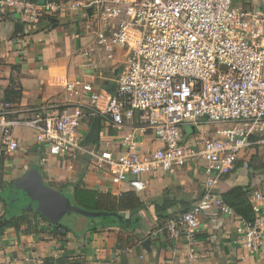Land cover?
Listing matches in <instances>:
<instances>
[{
  "label": "built area",
  "instance_id": "built-area-1",
  "mask_svg": "<svg viewBox=\"0 0 264 264\" xmlns=\"http://www.w3.org/2000/svg\"><path fill=\"white\" fill-rule=\"evenodd\" d=\"M237 1L88 0L82 11L86 26L94 29L95 45L82 52L121 54L113 92L90 82H67L68 102L51 110L39 108L32 117L19 116L3 100L1 143L13 151L19 146L13 129L31 128L42 145L43 161L45 154L83 157L112 183H126L136 192L146 187L144 176L201 161L204 191L165 225L173 237L183 233L193 243L199 215L207 208L236 217L215 186L245 150L264 145V0L262 5ZM64 8L62 0H0V11L16 12L26 24ZM83 94L85 102L80 101ZM96 115L107 127L133 122L132 133L120 142L124 151L110 149L108 140L103 141L105 147L80 144L89 128L86 118ZM212 123L227 126L194 145L183 142L185 125ZM148 133L160 144L138 152L136 135ZM263 198L260 191H251L254 219L246 222L238 217L237 241L249 252L264 253V209L259 203ZM185 264H198L194 246L186 250Z\"/></svg>",
  "mask_w": 264,
  "mask_h": 264
},
{
  "label": "crops",
  "instance_id": "crops-1",
  "mask_svg": "<svg viewBox=\"0 0 264 264\" xmlns=\"http://www.w3.org/2000/svg\"><path fill=\"white\" fill-rule=\"evenodd\" d=\"M83 1L62 0L65 5L63 12L39 17L28 24L22 23L14 11H0V103L4 100L5 91L9 90L8 100L19 116L32 117L44 106L51 110L66 104L70 98L65 91L67 82H90L97 89H106L105 85L112 83L113 91L112 79L122 65L121 54L116 52L109 57L96 49L84 55L82 51L95 45L92 41L93 28L87 30L86 36L81 35V32H74L70 36L71 29L77 30L71 18L82 11L78 6ZM236 3L263 4L262 0H239ZM17 24V32H14ZM99 60L100 66L112 74L111 77H104L103 85L100 86L96 84L97 72L94 69L98 68L96 64ZM16 93H20V97H16ZM86 100L87 97L83 94L80 101ZM85 122L89 127L91 120L86 118ZM132 124L133 122L128 121L124 126L113 128L101 123L100 145L105 147L103 141L108 140L110 149L124 151L120 142L124 136L132 133ZM216 126L218 125H185L183 142L194 145L201 137L209 136L211 131L218 128ZM13 136L19 146L8 151L1 143L0 135V155L5 157L3 185L0 187L3 188L0 191V215L9 203L5 202L4 193L29 169L37 167L45 181L55 189L66 185L62 191L65 195L70 197L73 189L71 185L79 181L82 188L115 197L113 203L117 213L130 216L132 222L139 219V222L133 231L116 226L89 231L102 225L94 217L77 230L69 228L67 223H61L69 231L61 229V234H58L54 232L53 225L26 211L23 214L28 233L22 234L9 228L0 236V264H44V258L50 256L65 257L72 261L71 264H185V252L189 246L195 247L198 264H264L263 252H249L238 243L237 215L229 217L222 215L214 207L207 208L199 215V228L193 243H189L183 233L173 237L165 229L167 220L188 210L204 191L205 174L201 161L189 162L168 173L159 171L144 176L146 187L141 192H136L126 183H112L94 163L85 162L83 157L45 154L47 160L43 161L42 145L34 139L31 128L15 127ZM136 142L137 151L141 153L160 144L149 133L136 135ZM253 152L254 146L245 150L239 158L244 160L241 164L246 166V161ZM254 166L259 169L256 167L257 170L252 171V174L245 173L244 178L241 168L238 174H233L237 178L228 176L223 179L221 175L215 192L220 194L225 187L250 184L254 187L252 191L258 190L264 196V161H259ZM126 192H134L141 203V207L134 206L131 209V215L130 208H120L122 204L119 203V193L124 195ZM259 203L264 209V198ZM155 207H158L157 211ZM98 208L105 207L101 205ZM160 220L164 222L162 225L159 224Z\"/></svg>",
  "mask_w": 264,
  "mask_h": 264
},
{
  "label": "trees",
  "instance_id": "trees-1",
  "mask_svg": "<svg viewBox=\"0 0 264 264\" xmlns=\"http://www.w3.org/2000/svg\"><path fill=\"white\" fill-rule=\"evenodd\" d=\"M39 2H43L45 0H36ZM264 9V8H263ZM105 88L109 92L112 91V83H108V85H105ZM8 94L9 90L5 91V97L4 101L10 102L8 100ZM16 97H20V93L14 94ZM100 117V116H99ZM4 155H0V187L3 185V171H4ZM241 165V161L238 162V166ZM37 168V167H35ZM38 169V168H37ZM39 170V169H38ZM40 171V170H39ZM41 172V171H40ZM231 172H234V169L232 166L230 167V170L228 173L222 175L223 179L228 178ZM43 177V175H42ZM43 180L45 181L44 177ZM46 182V181H45ZM46 184L51 187L52 185L49 182H46ZM66 187V185H64ZM64 186L60 189H56L57 191L61 192L63 191ZM73 187L72 189V195L70 196V203L72 205L78 206L80 208H84L87 210H91L93 208H97L99 206H104L105 208L103 209L104 211L107 212H117L115 209V204L114 198L112 195H107L104 196L102 193L96 191V190H90V189H85L80 186L79 181L75 182L74 184L71 185ZM55 189V188H54ZM252 191V186L250 184L247 185H234L230 187H225L223 190L220 192V196L222 200L233 210V212L239 216L241 219H243L246 222H252L254 219V214L252 211L251 203L249 200V194ZM112 196V197H111ZM119 203L120 208L122 207L124 210H129L130 208V215L133 214L131 212V209L136 206V207H141V203L139 202V198L136 196L134 192H126V194L123 195L121 193L120 198H119ZM101 209V208H100ZM155 210H158V207H155ZM32 212L34 215H38L42 220L45 222L53 225L54 227V232H57L58 234H61V229H65L66 231H69V229L65 226H63L60 223V220L58 222H51L47 220L43 215H41L39 212L34 211V210H27ZM100 211V210H98ZM26 212V211H24ZM24 212L18 214V215H7V209L0 215V236L4 234L6 229L12 228L15 230L20 231L22 234L28 233V228L26 225V219L24 216ZM68 213H73V212H68ZM122 217L119 219L118 217L115 216H101V217H96L95 219L99 220L100 225L99 227H93L89 229V231H96L99 230V228H106L110 226H116L117 228H123V229H130V231H133L135 228H137L139 219H136L135 222H132L129 217H125L124 214L121 212H118ZM67 214V213H66ZM168 221V220H167ZM166 221V222H167ZM165 222V223H166ZM164 222L159 221V224H163ZM131 225V228H129ZM44 264H71L72 261L65 257H59V258H54L52 256L46 257L43 260Z\"/></svg>",
  "mask_w": 264,
  "mask_h": 264
},
{
  "label": "water",
  "instance_id": "water-1",
  "mask_svg": "<svg viewBox=\"0 0 264 264\" xmlns=\"http://www.w3.org/2000/svg\"><path fill=\"white\" fill-rule=\"evenodd\" d=\"M87 14H90L91 7L87 8ZM18 24L15 25L14 32H17ZM120 69L114 73H117ZM101 119L94 116L91 119L89 128L80 141L81 145L93 144L96 148L100 145ZM15 188L16 202L18 213L13 212L11 215H18L27 210H34L43 215L51 222H58L60 218L68 212L84 215L86 217L115 216L121 219L117 212L91 211L70 203V197L49 187L43 180L41 172L32 167L23 176L19 177L13 184ZM147 243L146 241L144 242ZM144 244V245H145Z\"/></svg>",
  "mask_w": 264,
  "mask_h": 264
},
{
  "label": "rangeland",
  "instance_id": "rangeland-1",
  "mask_svg": "<svg viewBox=\"0 0 264 264\" xmlns=\"http://www.w3.org/2000/svg\"><path fill=\"white\" fill-rule=\"evenodd\" d=\"M87 1L88 0H84L82 2V4H79L78 7L80 8V10H82L83 3H87ZM81 12L77 13L78 16H76V14H75L73 16V18H71L72 23H74L77 26V27H75L77 30L71 29V31H72L71 35H70L71 37H72V34H74V32H81V35L86 36V35H88L87 30L89 31L92 28V26H89V27L86 26L87 18H85ZM79 21H81V22L79 23ZM90 35L91 34H89V36ZM96 60H98L97 56H96ZM96 65H98V68H94V69H96L95 71L97 72V77L95 78V80H96V84L100 86V85H103L104 77H111L112 74L108 70L106 71L105 67L100 66L101 65L100 60L97 61ZM206 125H211V124H204L203 126H206ZM215 125H217V124H215ZM225 126H227V125L220 124L216 127L222 128ZM213 131H211V134L209 136H211V137L214 136L215 131H214V133H212ZM87 146L92 147V144H87ZM236 161H237L236 164L234 165V167H232L234 169V172H231L229 176L237 178L238 176H233V174L239 172V168H241L242 178H244L245 173L252 174V171L257 170L256 167L259 169L258 166H254V165H257V163L259 161H261V162L264 161V145L254 146V152L251 154V157L249 158V160L246 161V166L243 164L238 166V162L239 161L243 162L244 161L243 159H237ZM246 171H248V172H246ZM240 178L241 177H239V179ZM235 182H237V181H235ZM2 190H3V188L0 189V191H2ZM4 196H5V202H9V203H7V205H8L7 206V215L11 216V214L13 212L18 213V209H17L18 205L14 204L16 202L15 188H11L9 191L4 193ZM98 210H103V209H100V208L99 209H97V208L91 209V211H98ZM91 219H92L91 217H86V216L81 215V214L67 213L60 218V223H63V224L67 223L69 228L77 230V229H81L83 227V223H85L87 221H91ZM95 220H97V219H95ZM96 222H99V220H97Z\"/></svg>",
  "mask_w": 264,
  "mask_h": 264
}]
</instances>
